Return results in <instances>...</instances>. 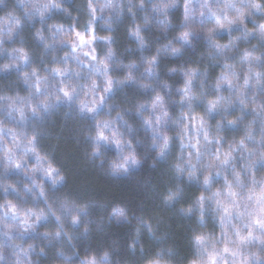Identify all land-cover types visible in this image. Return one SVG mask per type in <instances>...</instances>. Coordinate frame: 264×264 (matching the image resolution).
<instances>
[{"label": "clouds", "instance_id": "1", "mask_svg": "<svg viewBox=\"0 0 264 264\" xmlns=\"http://www.w3.org/2000/svg\"><path fill=\"white\" fill-rule=\"evenodd\" d=\"M0 264H264V0H0Z\"/></svg>", "mask_w": 264, "mask_h": 264}]
</instances>
